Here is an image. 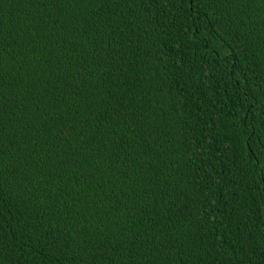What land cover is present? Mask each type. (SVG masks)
<instances>
[{
  "label": "trees",
  "instance_id": "16d2710c",
  "mask_svg": "<svg viewBox=\"0 0 264 264\" xmlns=\"http://www.w3.org/2000/svg\"><path fill=\"white\" fill-rule=\"evenodd\" d=\"M0 264H264V0H0Z\"/></svg>",
  "mask_w": 264,
  "mask_h": 264
}]
</instances>
